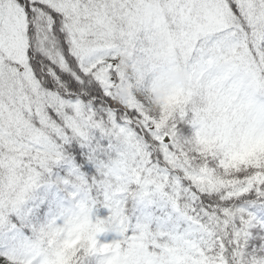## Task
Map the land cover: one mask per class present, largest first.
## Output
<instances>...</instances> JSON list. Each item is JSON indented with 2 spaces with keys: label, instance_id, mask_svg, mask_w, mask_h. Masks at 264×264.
<instances>
[{
  "label": "snow or ice",
  "instance_id": "snow-or-ice-1",
  "mask_svg": "<svg viewBox=\"0 0 264 264\" xmlns=\"http://www.w3.org/2000/svg\"><path fill=\"white\" fill-rule=\"evenodd\" d=\"M166 61L189 83L154 101ZM93 255L264 264V0H0V264Z\"/></svg>",
  "mask_w": 264,
  "mask_h": 264
},
{
  "label": "trees",
  "instance_id": "trees-1",
  "mask_svg": "<svg viewBox=\"0 0 264 264\" xmlns=\"http://www.w3.org/2000/svg\"><path fill=\"white\" fill-rule=\"evenodd\" d=\"M154 39H159L154 37ZM261 157V152L259 150L250 151L247 153H242L237 156L236 161L232 166H235L236 163L244 164L247 161H255ZM72 158H69L66 161H62L52 165L51 172L46 173L40 186L34 190L33 198L36 205H47L44 215L33 219L32 223L34 224H43L47 223L52 216H54L63 206H67L68 198L67 191L65 190V185L61 182L64 179L69 178V170L72 167ZM52 211L53 215L47 217V213ZM26 233L30 234L29 229H25ZM114 237V234L111 232L101 233L98 235L97 239L100 243L110 242ZM89 264H99V256L93 255L89 258Z\"/></svg>",
  "mask_w": 264,
  "mask_h": 264
},
{
  "label": "clouds",
  "instance_id": "clouds-1",
  "mask_svg": "<svg viewBox=\"0 0 264 264\" xmlns=\"http://www.w3.org/2000/svg\"><path fill=\"white\" fill-rule=\"evenodd\" d=\"M189 79L190 72L187 68L183 66L176 68L173 67L171 62H164L156 71L154 80L155 90L151 93L153 100H157L162 95L171 91L173 88L187 87Z\"/></svg>",
  "mask_w": 264,
  "mask_h": 264
},
{
  "label": "rangeland",
  "instance_id": "rangeland-1",
  "mask_svg": "<svg viewBox=\"0 0 264 264\" xmlns=\"http://www.w3.org/2000/svg\"><path fill=\"white\" fill-rule=\"evenodd\" d=\"M52 215H53V212H52V211H50V212H48V213H47V215H46V216H47V217H50V216H52Z\"/></svg>",
  "mask_w": 264,
  "mask_h": 264
}]
</instances>
